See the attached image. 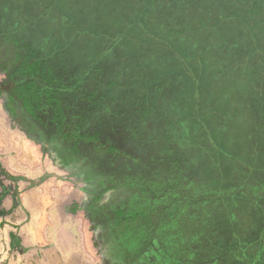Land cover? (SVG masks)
I'll list each match as a JSON object with an SVG mask.
<instances>
[{
    "label": "rangeland",
    "instance_id": "obj_1",
    "mask_svg": "<svg viewBox=\"0 0 264 264\" xmlns=\"http://www.w3.org/2000/svg\"><path fill=\"white\" fill-rule=\"evenodd\" d=\"M12 34L59 76L102 71V96L76 94L68 81L65 97L99 110L103 135L112 128L128 149L146 143L150 167L182 169L199 251L242 249L225 248L245 240L225 224L254 225L264 192V0H0V66L23 79L31 73L18 69L25 56ZM115 72L124 80L112 93ZM149 107L160 120L152 110L137 120ZM38 131L0 99V164L17 178L0 169V264H115L84 196L89 184L58 166Z\"/></svg>",
    "mask_w": 264,
    "mask_h": 264
},
{
    "label": "flooded vegetation",
    "instance_id": "obj_2",
    "mask_svg": "<svg viewBox=\"0 0 264 264\" xmlns=\"http://www.w3.org/2000/svg\"><path fill=\"white\" fill-rule=\"evenodd\" d=\"M11 65L0 66L4 79L0 80V99L11 115L25 117L38 128V138L57 151L58 166L79 174L89 184L84 196L103 233L102 247L111 263L264 264V192L261 207L252 217L257 220L254 225L248 218H230L225 224L234 238L244 234L246 240L225 248L242 246V251L204 255L197 247L199 224L190 223L195 195L185 200L189 197L182 190L186 176L180 167L163 172L150 167L146 143L140 146L137 142L128 149L114 138L112 128L103 135L99 110L73 96L63 97L61 106L56 102L39 106L32 101L35 112L27 111L22 97L29 80L18 78L26 72H17Z\"/></svg>",
    "mask_w": 264,
    "mask_h": 264
},
{
    "label": "trees",
    "instance_id": "obj_3",
    "mask_svg": "<svg viewBox=\"0 0 264 264\" xmlns=\"http://www.w3.org/2000/svg\"><path fill=\"white\" fill-rule=\"evenodd\" d=\"M18 30L19 29H17V31ZM34 37H35L34 40L36 41L37 36H35V34H34ZM6 38H7L8 42L13 43L16 47L17 46L19 48L22 47V49H23L22 54L24 53L23 55L25 56V58H24L25 60H24V63L19 66V68H18L19 71L27 70L28 74H29V72L31 73L30 75H27L25 78H23V80L24 79L29 80V82L26 84V85H28L27 86L28 91L26 92V94H23V97H22L24 100V105H25L27 111H29L31 113L35 112V109L32 108L33 107L32 101L35 104H38L39 106H41L42 104L46 105V103L49 105H53L54 102H56L57 104L60 105L62 100H63V97L66 96L63 92H60V91L62 90L63 86L65 88H69L68 87V86H70L69 83H71L73 86H75L76 91H74V92H76V94H78L80 92L81 96H83V94H85V92L88 90H90V92L87 94L86 97L93 96V97L99 98L100 96H102V92L100 89L106 87V85H105V81L103 80V77H100L99 75H97L98 72L100 73L102 71H99V70H97V71H85L84 74H82V75L78 74V72H77L76 74L74 73L73 76L68 75V73H71V72H68L65 74H63V72H61V74L59 76L58 73L60 70H57L55 68V64H53L54 61H52L51 59H47L48 57H44V56H42V58H41L39 55H36L37 52L35 54L33 52H30V50H29L30 49V43H28V42L19 43L18 35H16V34L15 35L12 34V38H8V37H6ZM48 44H50V42H48ZM48 44L43 46L44 49H42V51L51 55L53 53V50H51L52 46L48 45ZM25 46H27V48H23ZM47 47H49V49ZM47 49H48V51H47ZM32 64H38V66L43 64L44 68L42 70L40 68H38V70L33 69L34 67ZM111 74H114V75L112 76V80L109 83L107 80V89H109L110 92L114 93V91L116 89L121 88V86L123 84V80H124L123 79L124 75L120 72H115V73H111ZM66 76H68L67 79H66ZM68 79H70V80H68ZM68 81H69V83H68ZM90 81H92L93 83L90 84ZM157 81L163 82L162 80H157ZM73 82H75V84H73ZM22 84H23V82H22ZM94 84L97 87L89 88V89L86 88L88 85L94 86ZM103 96H104V93H103ZM114 101H115L114 99L112 101H110V98L103 97V105H108L109 102L113 103ZM98 104H100V103H98ZM151 110L154 113L155 119L160 120V113L154 107H152V108L149 107L148 109L139 110L137 113L138 116L136 115L137 120L143 118L142 116H139V112H148ZM60 112L63 113V110H60ZM150 119H152V117ZM139 123H140V121H139ZM136 130H137V135L141 134L140 130H138V129H136ZM167 136H168V134H167ZM165 138L167 139V137H165ZM0 169H1V173L7 179L17 180L16 177L10 176L4 169H2L1 164H0ZM5 214H6L5 210L2 209V196H0V217L4 216Z\"/></svg>",
    "mask_w": 264,
    "mask_h": 264
}]
</instances>
